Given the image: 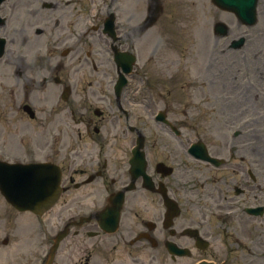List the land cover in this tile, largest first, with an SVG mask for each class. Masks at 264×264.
<instances>
[{
	"label": "flooded vegetation",
	"instance_id": "flooded-vegetation-1",
	"mask_svg": "<svg viewBox=\"0 0 264 264\" xmlns=\"http://www.w3.org/2000/svg\"><path fill=\"white\" fill-rule=\"evenodd\" d=\"M177 94L167 92L163 95L158 92L154 96L134 98L93 91L89 96L81 97V106L86 107L77 111V116L84 136L88 139L63 140L58 149H51L47 156L53 162L58 158L62 166V194L72 196L80 209L87 208V215L111 206L110 195L122 190L130 181L128 143L120 140L117 132L112 135L110 130L111 125H118L120 128L122 120L128 122L131 119L134 129L145 136L143 150L146 158H150L146 171L151 180L145 183L142 178H138L134 182V190L137 186V191L124 193L119 225L115 232L102 228L96 216L89 222L81 220V224L74 227L72 235L64 239L57 248L68 255L65 257L68 264H95L97 257L108 259L119 243L154 249L159 259L160 252L166 250V242L180 238L188 241L194 239L196 234L192 235L194 231L186 230L187 227L195 225L197 232H204L214 220L221 218L220 214H215V219H212L213 213L232 202L238 211L233 218H223L221 221H227L231 227L236 247L234 243L230 246V243L224 242V247L221 248L224 254L219 251L222 260L226 264H264V215L256 217L240 211L242 204V208L261 204L264 190L256 188L255 179L244 176L237 181L244 186L242 194L238 197L235 190L229 187L228 195L223 197L224 176L219 171L221 168L197 159L193 162L191 156L181 150L185 146L181 140L175 139L176 143L168 138L172 135L171 132L154 117L163 111L167 117H172L175 125L178 124L175 116L182 115L192 107V98L189 93L186 97ZM178 144L181 145L180 148ZM113 147L121 148L123 155H114L115 152L111 150ZM131 147L132 145L129 148ZM235 164L240 168L239 173L251 168L241 162ZM247 164H251V156L248 157ZM259 175L264 176V171ZM213 186L216 195L211 190ZM248 191L250 193L247 195ZM254 191H258L259 197H256ZM163 195L167 197L166 201H177L189 213L188 218H170L169 222L174 230L167 228L166 222L164 223L166 201ZM192 196L202 201V206L195 209L201 215L200 220L192 210L195 205L191 200ZM140 197L146 199L143 207L132 202ZM138 210L146 211L147 216L139 217ZM81 216L83 215L79 214L77 218ZM210 234L211 231H207L203 236L208 238ZM75 246L79 248L74 250ZM73 251L76 252L70 257ZM261 253L262 255H258Z\"/></svg>",
	"mask_w": 264,
	"mask_h": 264
},
{
	"label": "rangeland",
	"instance_id": "rangeland-1",
	"mask_svg": "<svg viewBox=\"0 0 264 264\" xmlns=\"http://www.w3.org/2000/svg\"><path fill=\"white\" fill-rule=\"evenodd\" d=\"M41 1L42 0L32 1L33 5H36L38 7V10H37V12L34 15H32L30 17L32 19V21L29 24H33V23H38L39 24L40 17L41 18H42V16L47 17L48 11L41 9V5H40ZM29 2L30 1H28V0H20L15 5L16 10H20L26 4H28ZM10 4H11V0H6L4 2V5H3L2 9H1V12L3 14H8L9 15V12H10V9H11L10 8ZM207 6H208V12L211 15L210 16L211 20H213V18L217 19L219 17H222L221 13H219L217 11L216 12L214 11L216 8L213 5L207 3ZM169 7H171V9L173 8L172 3H169ZM190 10H191V8L187 4H181V3H176L175 4V8H174V12H175V15H176L175 22H173L172 24H168L167 23V24L164 25L165 28L173 29L171 32L175 34L174 35L175 40L173 41V45L170 48H167L166 50L161 51V53L159 55H162V58L164 60H167V59L168 60L184 59L185 58V54L188 51V49L186 50V48H188V44L190 43L191 46H190L189 50H191L192 53H195V55H196V59H195L194 66H193L194 70L196 71L198 69V65L200 63L205 64L204 63L205 62L204 58L207 56V53H208V56L215 57L214 53L210 52L212 47L213 46H217L219 49H221L222 48V43L221 42H217V44L215 45V41L211 37H209L211 35V31H209L208 34L205 31L204 32V36L201 38L200 41H199L197 35H195L194 37H191V34L192 33H196V32H198V34L200 36L199 29L201 27H204V25L205 26H208L209 24L211 25V20H210V23H208V25L205 24V23L201 25L200 21L193 22L191 20V11ZM82 11L83 10L81 8H77V7H74V8L73 7L72 8L68 7L66 9V13H73L75 16L78 15L79 13H81ZM49 12H51L52 15H55L57 13V10L56 9H52ZM84 12L86 13L88 11L84 10ZM21 17H24L23 12L21 13V16H17L14 19H12L11 17L8 18V20L6 21V25L4 27H2V28H4L2 30V32L4 31L5 34L7 35V37L9 38L8 39L9 42L7 43V45L12 44V46H14L16 48H21L22 46L26 45L27 48L29 49V48L35 46L36 44H40L41 41L43 43L46 40V38H47L46 37L47 34H54L55 36H60V32H62V30L60 28L62 26H59L56 23H52V24L46 26V28L43 29V31H44L43 40L40 39V41H39L38 37L36 36L35 39H32L33 40L32 42H29L30 36H27L29 34L28 33L29 30L24 29L23 21L16 22ZM199 20H200V18H199ZM224 21H226V20H224ZM70 27H71V23L68 24V28L71 30ZM230 28H231V26H230ZM189 29H191L192 31L189 30ZM197 29H198V31H197ZM234 29L235 28H231L230 29L231 30L230 36L232 34H234V32H235ZM69 34H70V31H67L65 37H67ZM61 38H63V37H61ZM94 38H95L96 41H92V43L96 42V43L102 44V42L104 41V36H102L100 34H96ZM208 38H209V41H208ZM202 39H203V41H202ZM255 42H256V37L254 35H252V37L245 42V46L244 47L247 48V49H251V48L254 47ZM200 44H202L201 48H200ZM207 44H208V48H207ZM257 44H258V42H257ZM148 54L149 53L145 52V50H144L143 52H140L138 56H139L140 60L142 61L147 56H149ZM52 56L53 57L56 56L55 60L63 61L66 64L69 63V61H66V60H68V59H66L67 57L63 58V57H60V56H58L56 54H52ZM75 58H74V60H75ZM101 58H103V56H101ZM103 60L106 61L107 58L106 59L103 58ZM140 60L137 59V64L138 65L141 63ZM52 61H53L52 58L47 59V58H43V57H40V59L37 60V62H35V63L34 62L32 63L29 60H26L25 61V70L23 71L24 72V77L28 76V75L32 76L33 74L38 75V74L44 73V70H39V67L40 66L44 67L45 65H47L48 63H50ZM215 61L212 58H209V62L208 63H209V65L211 67L213 66V64L214 65L219 64L218 69L221 70V67H222L223 71L225 70L224 72H227V68L228 67H227L226 62H224L223 59H222V62H221V59H216ZM80 62H83V61H77L76 63H80ZM91 63L94 64V69L92 70L94 72V75L97 76V74H99V73L100 74L104 73L100 68H98L99 64H100V59L99 58L93 57L92 60H91ZM85 65L86 64L79 65L77 68H75L76 69L75 71L72 70L71 74H70V77L72 78V76H73L76 81L81 80L82 78H84V82H85V85H86L87 80L89 81V79H92V81H93L95 76L90 78L89 66L85 67ZM241 65H242V63H240L239 65H237L236 67H234L232 69L235 72H238V71L241 70V67L239 68L238 66H241ZM2 67H4V66L2 65ZM229 71H230V74L229 73L225 74L224 75V79L231 75L232 70L230 68H229ZM259 71H261V73H264V70H262V69L259 70ZM8 72H9L8 69L0 68V86H1L0 90L2 91V93L5 92V91H9V84L15 82L14 79L6 78V74H8ZM67 72L68 71L64 69L61 72V74L65 75ZM78 77L80 79L77 80ZM239 78L237 79V81L239 80ZM21 79L22 78H18V83L20 82ZM254 81L258 85L257 78ZM15 83H17V82H15ZM18 83H17V91H15L14 95H13V96H16V97H18L19 93L21 92V88L18 89ZM86 87L88 89H90V86L86 85ZM220 88H221V85L219 87V90H220ZM84 91L87 92V90H84ZM176 91H178V90H176ZM215 91H216V89H213V90L210 89L209 90V92H212V93L215 92ZM223 98H226L227 100L228 99H232L233 100L235 98H238V101L241 100L240 103L242 105H247V102H248V100L244 101L243 97H238V95H236L235 93H230L229 95H226ZM38 100L42 101L43 100V95H39L38 96ZM260 101H262V100H260ZM226 103L227 102H225L224 104H226ZM251 103L253 105V101H251ZM86 105H87V103H86ZM262 105L263 104H260L259 106H257V108L264 109V105L263 106ZM84 107H86V106L80 107L79 109H82ZM237 109H239V108L236 107L234 109L233 113H235V111L239 112ZM23 116H24V119L26 120V118H27L26 114L23 115ZM188 116H189V114L178 115V116H175V117L182 124L185 123V121H186L187 124H188V128L190 130H192L193 127H192L191 123L189 122ZM224 116H225V114L221 110L217 111V113L214 114V115H209V116L208 115H206V116L203 115L202 117H200L198 114L193 112L192 122L196 123V124L199 123V125L194 127L195 131L193 132V138H195V136L198 135V136L204 138L207 142L211 143L215 147L216 142L212 140V137L210 136L208 128L213 127L214 128V132H215L216 126L219 125L223 129H225L224 134L228 137V139L225 138L223 140L224 145H226L228 143V141H229V138L232 137V135H231L232 131H231L230 128H228L226 125H224V121H223ZM20 117L21 116L19 114L16 115V114L12 113V114H9L8 116H2V119L0 118V122H1V124L3 125V127L5 129L10 130L12 132H15V133L9 135V137H10V142L9 143L10 144L14 143V138L15 137H16L15 141L20 137V135H15L17 131L21 130L20 128H22V126H23L21 123H24V121H19ZM218 117L220 118L219 119V123H218ZM262 118H263V116L259 117L258 121H260ZM26 126H28V125H26ZM236 144L237 143H235V149H238ZM6 150L9 151V152H12V153L13 152L23 153V152H27V151L31 150V145H29V142L27 143V145L24 144V143L19 145V146L10 145L9 147L6 148ZM257 150L259 152H262V150L259 149V148H257ZM117 155L118 154H116V156ZM260 165L262 167L259 168L258 173H262V171L264 169V162H262ZM192 208H194V207L192 206ZM186 215H187V213L185 212L183 216H186ZM44 218L46 219V216ZM228 240L232 241L231 238L228 239ZM126 262H127V260L124 257H117L116 256L112 260L111 264H126Z\"/></svg>",
	"mask_w": 264,
	"mask_h": 264
},
{
	"label": "bare ground",
	"instance_id": "bare-ground-1",
	"mask_svg": "<svg viewBox=\"0 0 264 264\" xmlns=\"http://www.w3.org/2000/svg\"><path fill=\"white\" fill-rule=\"evenodd\" d=\"M249 91H251V89H249ZM249 91H247L249 93ZM253 91V90H252ZM254 92V91H253ZM248 93H246V95H248Z\"/></svg>",
	"mask_w": 264,
	"mask_h": 264
}]
</instances>
